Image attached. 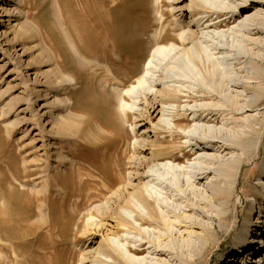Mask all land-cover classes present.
I'll use <instances>...</instances> for the list:
<instances>
[{"label": "rangeland", "instance_id": "1", "mask_svg": "<svg viewBox=\"0 0 264 264\" xmlns=\"http://www.w3.org/2000/svg\"><path fill=\"white\" fill-rule=\"evenodd\" d=\"M139 1L140 0H103V4H106L108 7L102 4L103 6L100 8V4L98 8V5L95 6V4H93V8L96 9L94 10L92 8L90 11H88V9L86 12L83 9L85 6L82 4L84 0H64L63 2L65 7L63 10L69 15V23L75 28L76 36L82 39V44L85 48V52L82 54L87 58L84 56L82 57L88 60L89 58L95 60L94 58L97 55L102 65L106 63L109 64L110 62L116 64V62H120L121 59L124 60V58H128L127 60L131 61V63L128 68H125L126 70L120 68L123 70L122 71L118 66H114L115 69L117 68L116 70H119V73L118 71L116 72L119 78H125L121 80L123 82L126 81L127 85L133 83L135 78L142 73L145 65L144 63H147L146 61L153 49L150 38H148L149 33L147 32V39H145L144 42L135 46L140 47L141 45L145 50L143 49L144 51L140 57L134 59V46L132 48L123 49L116 40V36H113L115 38H112L113 40L110 38L113 42L110 39L105 41L104 38L99 36L102 31L100 28H97V31L94 30L91 33L90 31L87 32L86 30H82V27L85 25L88 16L93 13H98V11L106 10L107 15L109 14L108 16H111V18L123 15L132 16L135 13L142 12L143 9L140 11L142 8L140 5H144L145 2L141 1L139 3ZM164 1L165 0L162 2V7L168 22L173 24L175 19L179 17L178 20L186 23L188 22V26L175 31L173 36L183 34L182 36H186L187 38V32L190 30V27L193 30L196 28L194 25L195 23L193 24L194 21L190 22V20L197 18L199 15H192L191 17L189 13L191 11L190 8L181 16L176 9L171 11L170 6ZM222 1L224 4L221 6L217 4H204V6L206 5L205 7L208 6L213 9L212 11L217 12L214 14L213 18L221 13L216 21L226 17L222 14L225 13L224 10H226L227 3L233 6L234 1L238 3L240 0ZM152 2L153 0H148V4L144 7L147 6L148 9V7L152 6ZM123 3H127V5ZM129 3L130 5H128ZM189 3L190 0H183L179 4V7L187 6ZM0 7L2 8L0 9V264H69L70 262V264H83L79 262H81V253L89 251V247H87L89 241L86 240L89 234L88 231L93 227L91 225L98 222V220L100 222L102 221L104 227L108 225V230L106 231V228L103 231L97 232L96 240L100 241V239H102L106 247L108 246L112 251L116 250V243H111V241L110 243L107 242L105 239L106 234H109L111 238L118 241H121L125 236L130 237L127 240L130 241L132 239V243H127V240H123L124 244H126L124 247L129 244H136L134 243V239L136 238L140 241L142 236L136 234L137 232L133 231L132 233H127L119 227L116 228V235H111L113 225H115L117 221V208L120 204V201H118V203L115 201L116 194L113 195L112 193L118 185H116L112 191H109L107 195L101 194L100 191L97 192L96 187L98 188L101 186L102 179L94 173L95 169L93 165L96 167V170L108 176L111 175L109 177H115L117 180V177L119 178V176H122L123 179L127 180L128 172L133 171V174L136 172L139 174V172L143 171L145 165L143 162H149L151 152L154 156L155 154L157 155L155 157H160L162 160L161 162L166 161V156L164 154V151H166L165 148L168 145L181 146L184 144L183 142L187 140L184 136L175 138L177 133L182 134L183 131L179 128L175 129L173 124H171L172 120H176L175 117H178V115H176L177 112H183L181 107L185 106L186 103L188 104L185 108H190L194 105L198 107L204 105L209 106V104L214 102L210 97H215V95L194 94L195 92L193 90H207V88L201 84L206 83V86L212 88L222 86L220 87L221 89H217L219 97L221 96V98L217 97V99L219 98L221 101L226 99L225 93H227L228 95H233L239 103V101L242 102V97L238 96V93L244 89V85L247 84V82L252 81L253 88H251V90L253 93H256V98L259 100L253 109L249 111H244L243 109L242 111L239 110V112L236 110L231 114H229V110H225V113H228L226 117L220 112L218 114L219 122L208 124L218 127L221 125L220 119L223 118V121H226L227 124L225 126V128L228 129L227 132L233 133L237 138L241 136L245 137L248 134L249 139L254 137L258 145L264 142V77L256 79V76H254V79L247 80L244 78L247 76V65L249 60L253 61L255 66L258 65L264 70V61L259 58L260 54H264V43L259 46L257 45L258 42L256 43L257 40L264 42V30L261 31V33L250 35L253 39H256V41H254L256 44H253V41H241L240 34L239 36L218 37L217 40H212L209 37L206 38L205 35H201V40H198L200 34L197 36L195 35V40L191 44L189 43V45L192 46L190 49L192 51L190 54L192 55L188 58L189 71H183L185 76H187L186 78L184 77L187 82H184L185 80L182 78L183 85L171 82L170 84H172V87H167L173 90L178 89L179 91L181 89L180 93L182 94H184L182 90H190V92L192 90L193 93L190 95L196 96V99H194L195 101L189 99V102H185V98L178 100L172 98L166 99L168 100L167 105L171 103V107H173L172 110L168 112L171 118L170 124L152 131L149 122L155 123L160 117V113L156 114L154 112L151 114L149 121L145 120L143 126L135 127L136 133L134 136V133L131 132V128L134 122H137L141 117L135 119L134 116H136L137 113L129 112V120L124 121L122 119V128L112 123L113 111L119 108V103L113 94L114 87L117 84H115L113 79L110 80L111 78L104 69L99 68L96 64L91 66V64L86 63L83 59L82 61V57L79 59V57L75 56L71 51L70 43L65 37L64 27H61V25L58 26L57 24L58 17L54 0H9L6 4L0 3ZM136 7L137 9H135ZM113 8L116 11H114ZM137 10L139 12H137ZM227 11H229V9H227ZM113 13L114 16H112ZM149 14L152 17L153 11H151V9ZM236 24L237 22L232 19L229 23L220 25L219 28L210 27L208 31L215 29L221 32V30L225 31L231 27L236 28ZM3 32H6V36H4ZM116 41L118 43H116L117 48L115 49L114 44ZM187 41H189V39ZM216 42L219 50L218 48H214ZM104 44L115 49L116 51H114L117 52V54L110 55L108 52L103 53L96 51V49L94 51L93 47H102ZM86 46L88 49H86ZM243 49L249 50L250 52H248L250 54L247 53V51H243ZM255 52H258V54L254 55L256 54ZM60 60H64L62 62L64 65V70L62 71L64 75L58 73L59 67L57 62ZM213 60L216 62V68H212L211 61ZM84 64L86 66L82 67ZM135 67L139 68H136L133 73ZM210 71L216 81L215 85L211 83V77L207 75ZM189 72L190 74H195L196 78L193 74L191 76L188 75ZM158 75L159 73L154 77L155 82L158 80ZM206 76L207 78L204 79ZM191 77L194 78L191 79ZM55 78L57 81L54 85L46 81L54 80ZM70 78H72V81H68ZM105 78L109 80L111 84L108 82V85H106ZM61 79H63V81ZM193 80L199 84L192 83ZM220 82H224V84L222 85ZM156 84H158V82ZM104 85H106L107 92H110L108 95H111L109 96L111 102L105 98V96L107 97L108 95L103 90ZM224 85L225 87H223ZM175 86L176 88H173ZM158 88L161 87L158 85L155 86L153 92ZM230 90L232 91L231 93ZM253 90L256 91L254 92ZM261 91L263 96L260 93ZM248 92L249 91H245L249 96L250 92ZM245 93L243 92V94ZM66 98L70 100L67 102V106L64 105V100H66ZM125 100L127 102L130 101L127 97ZM140 100L138 104L141 105H139L138 108L142 107L144 96H141ZM225 103L232 105L230 101ZM63 120H65V123L70 122L71 125L65 124L67 128H64L65 126L62 127V125L60 126L58 122H62ZM181 124L185 131L193 128V122L187 123L186 121H182ZM201 124L207 125L202 122ZM113 126L116 128H113ZM169 132L171 133L169 134ZM135 137H138L137 140L139 143L135 142ZM256 137L258 139H256ZM231 139L232 137H230V140ZM170 142L176 144L173 145L170 144ZM161 145H166V147H162ZM248 146H250V144H248ZM161 147L165 150L159 151L158 149ZM169 147L171 146H168V148ZM250 147L252 151L250 150L249 153L247 152L246 154H242L240 150L233 151L234 155H240L243 159H246V161L242 169L239 170L237 181L235 180L236 183L234 184H236L235 190L237 192L234 193L230 203L224 200H217L211 201L210 204L207 203L208 205L204 207V204L198 203V198L203 199V196L204 198L210 196V188L208 187V191L200 196L198 193L194 192L196 189L190 188L189 184L184 183V180L181 186L183 188L181 190L184 191L186 189L184 191V197L181 200L177 199L178 197L171 196V194L175 195L178 192L177 188H180V186L177 185V181H172L171 178V180L168 178L169 181L167 180L166 184H162L163 187L165 185L170 187V190L165 192L166 190L161 189L162 191L159 194L161 196L155 195L156 198H163V201H161L162 203L160 204L161 198L155 200V198L152 197V199L155 200V208H157L158 211L163 208L164 214H167L168 217L170 216L171 219L174 218L173 213H168V211L176 208V210L178 209L179 211H174L182 214L186 209H184V206L189 203L191 205L190 207H194V205L198 206L199 204V209L202 207L203 210L200 209L201 211L189 212V214H191L190 220L195 223H199L200 221L210 226V224H208L211 223L209 219L218 212V209L219 213L222 211L221 214H232V218H230L226 225H219L216 218L212 222L213 230L210 231V234H212V239L216 234L219 236L216 240L221 243V247H219V250H213L211 252L214 258L211 264H221L224 260L226 264H230V261L234 258V254L237 253L234 248L240 246L235 241L237 234L244 226L247 215L251 211L253 217L254 212L258 213L261 203H264V189L262 186L264 179L263 176L258 175L257 171L260 160L264 157V153H262L255 162H252L248 159V154L251 157L254 148H252V146ZM155 151L157 152L155 153ZM175 154L179 158V163H184L187 159L194 162V157L191 154L184 155L182 151H177ZM79 176L82 181H89L88 179L90 178L94 180L95 176L96 181L94 180V184L88 187L85 186L82 190H79L77 186L80 180ZM189 180L191 181L192 179L189 177ZM202 182H206V179L203 178ZM186 185L189 186V189ZM197 188L202 191L203 186L201 185L200 189L199 187ZM95 190L97 193H95ZM87 192L91 194L90 198L86 196ZM169 194L171 198H166ZM253 194L259 195L263 200L255 201L253 199ZM240 195H243V201L240 200ZM107 196L109 197V201H107ZM85 198H88L89 202H87ZM173 198L177 200L174 201ZM76 202L78 204H76ZM177 205L180 206L178 207ZM209 205L212 207L213 205L215 206L213 207L215 208L214 212L213 208L211 206L209 207ZM98 209L101 211L99 212ZM144 209L142 207L141 209L139 208V211H142L143 213H141L143 215L147 214L146 209ZM224 209L226 210L225 213L223 212ZM64 211L67 214L64 213ZM101 213H108L109 216L107 214L102 216ZM262 214L264 215V210ZM89 216H92V218ZM233 220L237 222L234 228L232 227L234 224ZM91 222L93 223L89 225ZM135 225H137L140 231L144 233L143 235L149 239H155L157 235H159L158 231L163 230L158 224H154V226H150L149 228H147V225H138L137 223H135ZM146 228L151 230L149 231L151 234L145 232L147 231ZM164 238L165 237H162L161 239L164 244L170 247L171 253L165 254L166 256L164 255L161 258L167 259L164 261H168V263L171 261V264H178V262H176V258H178L176 252L178 249L176 248L175 250L174 246L180 247L183 243L170 241L169 238ZM146 245L149 246L150 244L146 243L145 246ZM151 246L152 244L149 247ZM182 246H184V251H188V256L191 258L193 250L191 249V253L189 250L190 247H186L185 243ZM147 251L148 250H143L135 254L129 253L135 260L131 264H162L158 262L160 260H151L150 258L153 256L147 254ZM145 256L147 258H145ZM253 256L254 255H251L250 257L253 258ZM143 257L146 260L143 261ZM240 259H238V262ZM246 260L247 263H251L252 259Z\"/></svg>", "mask_w": 264, "mask_h": 264}, {"label": "bare ground", "instance_id": "2", "mask_svg": "<svg viewBox=\"0 0 264 264\" xmlns=\"http://www.w3.org/2000/svg\"><path fill=\"white\" fill-rule=\"evenodd\" d=\"M7 1H9V0H0V3L6 4ZM141 1L145 2L144 5H142V4L140 5L142 7L140 9V11H142V9H143V11L139 12L137 10V12H139V13H137V14L135 13L132 16H129V15L124 16L123 15V16H117L115 18L114 17L111 18V16H108L109 14L107 15L106 10H105V11H98V13H96V14H94V13L90 14V16H88V18L85 21V25L82 23L84 25L82 27L83 28L82 30H84V31L86 30L87 32L90 31L92 33V31L96 30L97 28H100L102 31H101L99 36H101V38H104L105 41H108V39H110V38L112 39V38H114L113 36H116V40L119 42V44L122 46L123 49L132 48L133 46L135 47L137 44H141L142 42L145 41V39H147V37H146L147 32L149 33L148 38H150V43L153 46V49L150 53L148 60L146 59L147 63H144L145 65H144V69H143L142 73L137 78H135L133 83H129L127 85L126 81L125 82L122 81L125 78H123V79L121 78L122 80L119 78V76L116 73L117 71L119 73V70H116L117 68L115 69L114 66H118L119 69L120 68L125 69V68H128L130 66L131 61H128L127 60L128 58L127 59L124 58V60L121 59L120 62H116V64H113L110 62L109 64L106 63V64L102 65L101 62H99L100 60H99V58H97V55L94 58L95 60H92L90 58H89V60L86 59L87 57L84 54H82L85 52L84 51L85 48L83 47V44H82V39L80 37L76 36L77 34L75 33L76 32L75 28L73 27L72 24L69 23V15H67V13H65V11L63 10L65 8L63 5L64 0H54L56 11H57V17H58L57 18V24H58V26L61 25V27L62 26L64 27L63 29L65 31V37H66L67 41H69V43H70L71 51L75 54V56H78L79 59L82 56L86 57V58L82 57L81 60L83 59L84 61H86V63L91 64V66L96 64V66H98L99 68L104 69L111 79L108 76L107 77L110 80L113 79L115 84H117L114 87L113 94L119 103V108H116L113 111L112 123L117 127H121L123 120L124 121L129 120V112L130 113H137V115L134 116L135 119L137 117H141L138 120L139 122L138 121L134 122V125L131 128V132L134 133V136L136 133L135 127L143 126V123L145 122V120L149 121V119L151 118V114L154 112L156 114L160 113V117L157 119V121L155 123L149 122L150 128L152 131H155L159 127H162V126L165 127V125L170 124L171 118H170V116H169L170 114L168 112L171 111L173 107H171V105H172L171 103L169 105H167L168 100H166V99L172 98L174 100H178V99H184L185 98L186 99V100L184 99L185 102H189L190 100L196 99V96L190 95L193 93L192 90H191V92H190V90H182L184 92V94H182V93H180L181 89L179 91L178 89L173 90L172 88H167V87H172V84H170L171 82L183 85V79H184V77L185 78L187 77V76H185L183 71L185 70V72H186V70L189 69L188 58L192 55V54H190L192 52L190 50L192 46H190L189 43L191 44L195 40V35L197 36L198 34H200V37L198 38V40H201V35H205L206 38L209 37L212 40L213 39L217 40L218 37L223 38L225 36L226 37L227 36L228 37L239 36V34H240L241 41H253V44H256L258 42V44H257L258 46L264 43V42H261L258 40L256 41V39H253L250 36L252 34L261 33V31L264 30V0H240L238 3H236L234 1L233 6H230V4L227 3L228 5L226 6V10H224L225 13L222 14L223 16H226V17H223L221 20L219 19L218 21H216V19L220 17L221 13L218 16H215V18H213L214 14H216L217 12L212 11L213 9L209 8L208 6L205 7L206 5L204 6V4H210V5L217 4L218 6H221L224 4V2L222 0H220V1H218V0H190L189 5L184 6V7H179V4L183 0H165L164 2H166L170 6L171 11L176 9V11H178L181 14V16L184 14V12L187 11V9H190V8H191V11L189 13H190L191 17H192V15H195V16L199 15L197 18L190 20V22L194 21L193 24L195 23L194 25L196 28H195V30H193L190 27V30L187 32L188 33L187 38H186V36L183 37L182 36L183 34H177V36H173V33L175 31L181 30V29L185 28L186 26H188V24H187L188 22L186 23V22H183L181 20H178L180 17L176 18L175 21L173 22V24L171 22H168L165 14H164L163 7H162L163 6L162 5L163 0H153L152 6L148 7V9H147V6L144 7L146 4H148L147 3L148 0H140L139 3ZM82 4H84V6H85L83 8L85 12L88 9H89L88 11H90L93 8V6H92L93 4H95V6L98 5V8H99L100 4H101L100 8H102L103 5L107 6L106 4H103V0H84V3H82ZM123 4L127 5V3H123ZM62 5H63V8H62ZM128 5H130V3ZM116 7H117V5H116ZM116 7H115V9H116ZM0 9H2V8L0 7ZM115 9H114V11H116ZM135 9H137V7ZM150 9H151V11H153L152 17L149 14ZM227 9H229V11H227ZM97 10H99V9H97ZM100 10H102V9H100ZM221 10H223V9H221ZM129 11H131V10H129ZM218 11H220V10H218ZM112 16H114V13ZM232 19H234L237 22V24L235 26L236 28L231 27L225 31L221 30V32L220 31L218 32L215 29L208 31V28H210V27L219 28L220 25H222L223 23L224 24L229 23ZM141 21H142V23H141ZM187 29H188V27H187ZM3 33H4V36H6V32H3ZM188 39H189V41H187ZM86 40H88V39H86ZM198 40H197V43H198ZM117 41L114 44L115 49L117 48V46H116V43H118ZM254 41H256V43H254ZM263 41H264V39H263ZM93 45H94V43H93ZM108 46L109 45L104 44V45H102V47H96V48L93 47V49H94V51L96 49V51H100L103 53L108 52V53H110V55L117 54V52H115L116 51L115 49H112L111 46H109V47ZM214 48L215 49L218 48L217 42H216ZM86 49H88L87 46H86ZM143 49L144 48H143V46L141 47V45H140V47H135L133 50V52H134L133 58L136 59V58L140 57L142 55L143 51L145 50V49L144 50ZM246 49H243V51L246 52L247 51ZM218 50H219V48H218ZM248 51H247V53L250 52V51L249 52ZM257 54H258V52L254 55H257ZM118 55H120V54H118ZM259 58L264 61V54H260ZM63 61L64 60H60L59 62H57L58 67H59L58 73L60 75H62V74L64 75V73L62 72L64 70V67H63L64 65L62 64ZM211 62H212V68H216V62L214 60ZM254 64L255 63L253 61H251V60L248 61L247 76L244 77V78H246V80L247 79H254V76H256V79L260 78V77L261 78L264 77V70H262L258 65L255 66ZM84 66H86V65L85 64L82 65V67H84ZM136 68H139V67H135L134 71L132 70L133 73L135 72ZM209 68H208V70H209ZM122 69H120V70H122ZM204 72H205V70H204ZM215 72H216V69H215ZM157 73H159L158 80L155 82L154 77ZM192 74L193 73L190 74V72H189L188 75L191 76ZM207 75H209L211 77V79H210L211 83L215 85L216 81L213 78L214 76L211 73V71ZM214 75H216V74H214ZM193 76L195 77V74H193ZM121 77H123V76H121ZM193 78L191 77V79H193ZM206 78H207V76L204 79H206ZM63 79L65 80L64 77H63ZM63 79H61V80L63 81ZM54 80H55V82H54ZM54 80H46V81H48L49 83L54 85L56 83L57 79L55 78ZM194 80L192 81V83L194 82ZM263 80H264V78H263ZM66 81H67V79H66ZM68 81H72V78L68 79ZM108 82L110 83V81L106 79V81H105L106 85H108ZM157 82H158V84H156ZM184 82H187V81L185 80ZM194 83H197V82H194ZM197 84H199V83H197ZM205 84L206 83L201 84V85H203L205 88H207V90H203V89L193 90L195 92L194 94H197V95H203V94L206 95L207 94L209 96L215 95V97H210L214 100V102L212 104H209V106L204 105V106L198 107V106L194 105L193 107L185 108L186 105L188 104V103H186V105L183 106L184 108L181 107L183 112L178 113L179 112L178 111L176 114V115H178V117L174 116L176 120H172L171 124H173L175 129L179 128L183 131L182 134H178V133L176 134L175 133L176 134L175 138L184 136L187 138V140L183 142L184 144H182V145L180 144L181 146H179L178 144H177L178 146L168 145V146H171L168 148V146L166 147V145L165 146L161 145L162 147L163 146L166 147L165 148L166 151H164L165 149L163 150L162 147L159 148L158 150L159 151L163 150L165 152L164 154L166 156V161L161 162L162 160L160 157L159 158L155 157V156H157L155 153L158 150L155 151V153H154L155 156L151 152L149 162H146V163H145V161L143 162L145 164L143 171L139 172V174L137 172L135 174H133V171L132 172L130 171L131 173L128 172L129 173L128 177L126 176L127 180L123 179L122 176H119V178L117 177V180L115 179V177H109L111 175L108 176L107 174L102 173L99 170H96V167L93 165L94 169L96 170V171L94 170V173H96L98 176L101 177L100 179H102L101 180V182H102L101 186H99L98 188L96 187L97 192L100 191L101 194L107 195V193L109 191H112L115 188V186L118 185L117 188L112 193L113 195L116 194V196H115L116 200L115 201H117V203H118V201H120V204H119V207L117 208V212H118V214H116L117 215L116 216L117 221H116L115 225H113V228H112L113 230H112L111 235L112 236L116 235L115 234V232L117 230L116 228L119 227L121 230H123V231L125 230L124 232H127V233H132L133 231L137 232L136 234H139L142 236V238H141L142 240L140 239V241H138V238H136V239H134V243H136V244H134V245L129 244V245L124 247V245H126V244H124L123 240L126 241L130 237L125 236L123 239H121V241H118L116 239L111 238L109 236V234H106L105 239L107 242L110 243V241H111V243L112 242L116 243L115 245L117 248H116V250L112 251V249L108 248V246L106 247V245L102 239H100V241L96 240L97 232L103 231L106 228H107L106 229V231H107L108 225H106L104 227V225H102L103 224L102 221L100 222L99 220H98V222H96L94 224H92L93 222H91L89 225L92 224L91 226H93V227L89 230L90 232L88 231L89 234L86 238V240L89 241V244L87 245V247H89V251L86 253L85 252L81 253V258H80L81 262H79V263H83V264H131L135 260L132 257V255H130L129 253L135 254V253H139L143 250L144 251L148 250L147 254H150L153 256L150 258L151 260L152 259L160 260L158 262H160L162 264H171V261H169V263H168V261H164L167 259L161 258L165 254L171 253L170 247L168 245L164 244V242L161 239L162 237H165L164 239L169 238L170 241L179 242V243L181 242V243H183L182 245H184V243H185L186 247H188V248L190 247L189 248L190 252H191V249L193 250L192 251L193 255L190 258L188 256V251L187 252L184 251V246H182V245H180V247L174 246L175 250H176V248L178 249V251L176 252V255L178 257V258H176L177 259L176 262H178V264H211L212 263L214 258H213V255L211 254V252L213 250L217 251V250H219V247H221V243L216 240L219 236L216 234L215 237L212 239V234H210V231L213 230L212 222L216 218L219 222V225H226L228 223V221L230 220V218H232V214L231 213L230 214H221L222 211H220V213H219V209L217 208L218 212L215 213V215H213L209 219L211 223H208V224H210V226H207L200 221H199V223H195L192 220H190L191 214H189V212H192V211L197 212V210L199 211L200 209L202 210V207L199 209V206H200L199 204H198V206L196 205L197 207L195 205H194V207H190L191 206L190 203L186 204L184 206V209L186 208L187 210L185 209L182 214L176 213V211L178 209L176 210V208H174L176 205L175 204L173 207L174 209L168 211V213H173L174 218L171 219L170 216L168 217L167 214H164L163 208H162V210H160L163 212H160L157 210V208H155V205H154L155 200L156 199L159 200V198H161V197L156 198L155 195L156 196L159 195L162 191L161 189L166 190L165 192L170 190L169 189L170 187H167V185H165L164 187L162 186V184H164V183L166 184V182L169 178V180L172 179V181L173 180L177 181L176 182L177 185L180 186V188H177L178 192L175 195L171 194V196H176V198L178 197L177 199L181 200L184 197V194H185L184 191L186 189L184 191L181 190V189H183L181 186H182L183 180H184V183L189 184L190 188L196 189V191H194V192L198 193V195H200V196L204 195L205 192L208 191V187L210 188V191H211L210 196L205 197L206 199L204 198V196H203V199L197 197L198 203L204 204V207L206 205H208L207 203L210 204L211 201H217V200H220V201L224 200V201H227L230 203L232 201V197H233L234 193L237 192L235 190L236 189V184H234V183H236L235 180L237 181L239 170L242 169V167L244 166V162L246 161V159H243L242 156L234 155L233 151L234 150H240V152H242V154L243 153L246 154L247 152L249 153V151L251 150L250 146H252V148H254V152L251 154L252 155L251 157L248 154V157H249L248 159L252 162H255L257 160V158L262 153H264V142L261 145H258L256 140L254 139V137L249 139L248 134L245 137L241 136V137L237 138L233 133L227 132L228 129L225 128V126L227 124H226V121L225 122L223 121V118L220 119L221 125L218 127H216L215 125H209L208 124V123L219 122L218 114L220 112L223 116L226 117L228 115V113H225V110H229V114H231L232 112H235L236 110L239 112V110L242 111L243 109H244V111H249V110L253 109V107L255 106L257 101H259V100L256 98L257 97L256 93H253L251 90V88H253L252 87V85H253L252 81L247 82V84L244 85V89L241 90L239 93L236 92V93H238V96L242 97V102L239 101L240 104L238 103V101H236V99L234 98L233 95L229 94L230 95L229 96L227 93H225L226 99L222 98L223 100L221 101L219 99V98H221V96L219 97L217 89L222 87V86H220L218 88L217 87L212 88V87L206 86ZM220 84L223 85L224 82H220ZM106 85L103 86V88H104L103 90L108 95L110 92H107ZM157 85L161 88H158L153 92V89ZM214 85H212V86H214ZM226 85H227V82H226ZM223 87H225V85ZM173 88H176V86ZM255 89H257V88H255ZM245 91H249L250 95L248 96V94L245 93ZM253 91L255 92L256 90H253ZM257 91H259V90H257ZM227 92H228V89H227ZM231 92L232 91L230 90V93ZM243 92L245 94H243ZM260 93L262 94V91ZM216 95H218V96H216ZM109 96H111V95H108L107 97L105 96V98L108 99L109 102H111V99ZM141 96H144V101L142 103L143 104L142 107L138 108L139 105H141V104H138L141 101L140 100ZM236 96H237V94H236ZM262 96H263V94H262ZM126 97L130 99L129 102H127L125 100ZM217 97H219V98L217 99ZM224 100H226V101H224ZM227 100L230 101V103L232 105L226 104L225 102H228ZM69 101L70 100L68 98H66V100H64V102H65L64 105L67 106V102H69ZM142 109H143V112H142ZM225 120H226V118H225ZM68 121H69V119H68ZM182 121H186L187 123L193 122V128L185 131L184 127L181 124ZM201 122L206 123L207 125L201 124ZM58 124L60 126L62 125V127L65 126L64 128H67L66 125H71L70 122L65 123V120H63L62 122H58ZM131 125H132V123H131ZM115 126H113V128ZM170 133L171 132H169V134ZM230 137H232V139H231L232 141L230 140ZM137 138L138 137H135V142L139 143ZM256 139H258V138L256 137ZM170 144H173V143L170 142ZM175 144H173V145H175ZM248 144H250V146H248ZM177 151H182L184 155L191 154L194 157L193 158L194 162H192L190 159H187L184 163H179L178 162L179 158L175 154ZM114 165H116V164H114ZM107 166H108V164H107ZM257 171H258V175L263 176V179H264V157L260 160V164L258 166ZM189 177L192 179L191 181L189 180ZM203 178L206 179V182H202ZM79 179H80V176H79ZM88 180L89 181H82V179L79 180V183L77 185L79 187V190H82L85 186L88 187L89 185L94 184V182L96 181V177L94 176L95 181L91 180V178ZM133 181L134 182L136 181V182L134 183ZM54 182H55V180H54ZM91 182H93V183H91ZM201 185L203 186L202 191L198 190V188H197V187H199V189H200ZM189 186H187L188 189H189ZM262 186L264 189V182H262ZM43 187H44V185H43ZM204 187H205V189H204ZM45 190H47V189H45ZM96 190H95V193H97ZM192 192H193V190H192ZM192 192H191V195H192ZM181 193H183V194H181ZM79 194H81V193H79ZM85 195H86V193H85ZM90 195L91 194L87 192L86 196L90 198ZM159 196H161V195H159ZM171 196L169 194L166 198H171ZM105 197H103V198H105ZM152 197L155 198V200L152 199ZM176 198H173L174 201L177 200ZM207 198H210V199H207ZM80 199H81V197H80ZM108 199H109V197L107 198V201H109ZM243 199H244L243 195H240V200L243 201ZM253 199L255 201L263 200V198H261L259 195H254V194H253ZM85 200H87V202H89L88 198L87 199L85 198ZM161 201H163V198L160 199V204L162 203ZM99 202H101V201H99ZM64 203H65V201H64ZM180 203H181V201H180ZM76 204H78V203L76 202ZM178 204H179V202H178ZM263 204L264 203L262 202L261 205L259 206L258 213L254 212L253 217H252L251 211L247 215L244 226L242 227V230L237 234V238L235 241L240 246H238V247L236 246L234 248L237 251V253L234 254V256H233L234 258L230 261V264H235V262H236V264H247L246 259L251 258L250 257L251 255H254L253 258H251L252 260L250 259L253 263H256L255 261H258L261 256H263V259H264V246H263L264 245V215L262 214L263 210H264ZM103 205H104V203H103ZM46 206H47V204H46ZM210 206L211 205H209V207ZM141 207L143 209L144 208L146 209L147 214L143 215L142 214L143 212L141 211L142 212L141 213L139 211V208L141 209ZM213 207H215V206L213 205ZM212 208H210V209H212ZM181 209H183V208H181ZM174 210H176V211H174ZM214 210H215V208H213V212H214ZM48 211H49V209H48ZM98 211L100 212L101 210L98 209ZM106 211H107V209H106ZM52 212H54V211H52ZM223 212L225 213L226 210L224 209ZM64 213H66V212L64 211ZM98 214H100V213H98ZM103 214L104 213H101L102 216H105L106 214L109 216L108 213H106L104 215ZM112 214H114V213H112ZM206 217H207V215H206ZM90 218H92V216ZM233 222H234V220H233ZM135 223H137L138 225H147V228H149L150 226H154V224H158L163 228V230L158 231L159 235H157V237L155 239H153V238L149 239L148 237L143 235L144 233H142V231H140L139 227L137 225H135ZM236 225H237V222H234L232 227L234 228ZM177 226H179V227H177ZM110 230H111V228H110ZM149 231H151V230L147 229V231H145V232H148V234H151V233H149ZM162 231H164V232H162ZM143 239H144V241H143ZM132 241H133L132 239L130 241L127 240V243H129V242L132 243ZM146 243H149L150 245L152 244V246L151 247H149L150 245L145 246ZM175 244L177 245L178 243H175ZM145 258H147V257L145 256ZM145 258L143 257L142 260L143 261L146 260ZM238 259H240L239 262H238ZM221 264H226L225 260ZM263 264H264V262H263Z\"/></svg>", "mask_w": 264, "mask_h": 264}]
</instances>
